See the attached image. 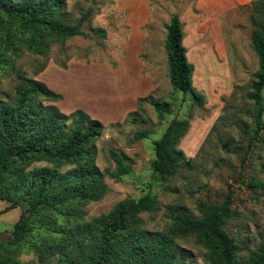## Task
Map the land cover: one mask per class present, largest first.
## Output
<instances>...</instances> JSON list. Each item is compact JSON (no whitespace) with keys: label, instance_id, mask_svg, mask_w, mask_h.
<instances>
[{"label":"rangeland","instance_id":"obj_1","mask_svg":"<svg viewBox=\"0 0 264 264\" xmlns=\"http://www.w3.org/2000/svg\"><path fill=\"white\" fill-rule=\"evenodd\" d=\"M254 1L65 0L59 16L68 24L76 23L82 12L92 8L90 18L81 26L85 34L55 41L43 54L20 45L18 54L0 64V100L14 94L21 74L43 81L61 94L54 104L62 112L82 109L104 125L91 146L107 191L98 200L79 205L86 219L110 210L126 197L137 198L149 191L156 205L140 213L143 228L162 232L170 225L171 213L200 217L201 203L220 205L228 201L232 214L223 229L242 247L240 260L249 258L264 243V130L252 138L257 105L247 97L258 69L251 31L264 27V19H258L252 8ZM173 14L181 22L183 45L194 67L192 88L202 95L201 105L193 103L190 91H180L169 82L164 41L165 25ZM96 28H103L106 36H99ZM7 31H15V26L0 14V38ZM125 72L136 80L138 76L146 79V84L141 82L146 91L138 98L164 99L170 111L160 115L148 100H136L129 114L114 120L94 103L88 109L80 104L66 107L64 94L47 80L53 76L56 85L66 82L91 102L102 94L96 83L104 75L109 83L107 97H116ZM262 116L264 119V113ZM172 118L187 121L176 145L183 159L173 175L161 179L151 168L153 142ZM138 131H145L147 136L136 138ZM112 152L128 166V172L119 178L112 176L116 165ZM45 165L52 166L34 162L27 170ZM70 168L60 166L59 170ZM7 205L0 199V243L19 235L14 224L22 208L4 211ZM176 241L180 247L176 258L184 264H209L207 249L195 235ZM16 259L22 264H45L33 252L22 251Z\"/></svg>","mask_w":264,"mask_h":264},{"label":"trees","instance_id":"obj_2","mask_svg":"<svg viewBox=\"0 0 264 264\" xmlns=\"http://www.w3.org/2000/svg\"><path fill=\"white\" fill-rule=\"evenodd\" d=\"M64 4L65 0H0V14L15 26V31L0 38V64L18 54L20 45L43 54L55 41L85 34L81 26L92 8L82 12L76 23L68 24L59 16ZM252 8L263 20L264 0H255ZM165 28L169 82L180 91H190L193 103L201 105L202 95L192 88L194 67L186 55L177 14ZM94 32L106 36L103 28ZM251 41L258 57L247 94L257 105L255 138L264 130V27L251 31ZM18 79L14 94L0 100V199L8 202L4 211L16 207L22 211L14 224L18 237L0 243V264H22L16 259L22 251L33 252L45 264H184L176 258L180 250L176 239L187 235H195L205 246L209 264H264V243L249 258L240 260L242 247L223 229L232 214L228 201L201 203L200 217L171 213L170 225L162 232L143 228L140 213L156 205L149 191L137 198L126 197L110 210L86 219L79 205L98 200L107 191L91 146L104 125L82 109L62 112L54 104L61 94L43 81L21 74ZM137 100H148L160 115L170 111L164 99ZM186 129L185 119L172 118L153 142L151 168L161 179L173 175L181 163L183 152L176 145ZM146 136L145 131L135 134L136 138ZM111 154L116 163L112 176L119 178L128 172V166L120 156ZM41 161L52 166L27 170ZM60 166L72 168L61 172Z\"/></svg>","mask_w":264,"mask_h":264},{"label":"crops","instance_id":"obj_3","mask_svg":"<svg viewBox=\"0 0 264 264\" xmlns=\"http://www.w3.org/2000/svg\"><path fill=\"white\" fill-rule=\"evenodd\" d=\"M57 75V74H56ZM55 75V76H56ZM118 76V75H117ZM116 76V77H117ZM49 84L57 89L59 92L64 94L65 96V106L69 107L74 104H80L78 106L82 108H89L90 103H94L97 107H102L107 112L109 116H111L114 120H121L123 119L129 112H131L136 107V100L139 96L144 95L145 89L142 86V83L146 82L145 78H142L141 76L136 77L132 75V73H122L120 76L121 81V90L119 89L116 94V97H107L109 94L107 93V88L109 86V83H107L105 75L102 77V80H98L96 85L100 86L101 89H103L102 94L104 96H101L102 94L98 95L96 98H93V100L88 101L84 100V96H81L80 89L77 88H71L68 83L64 82L63 84L56 85L52 80L53 76L47 77ZM141 80V81H140ZM66 84V85H64ZM146 84V83H145ZM68 86V87H67ZM87 87V86H86ZM106 89V90H105ZM108 94V95H107ZM92 97V95H90ZM80 102V103H78Z\"/></svg>","mask_w":264,"mask_h":264}]
</instances>
